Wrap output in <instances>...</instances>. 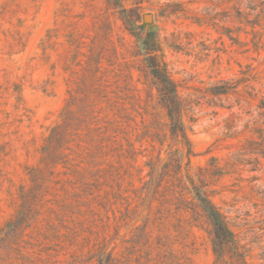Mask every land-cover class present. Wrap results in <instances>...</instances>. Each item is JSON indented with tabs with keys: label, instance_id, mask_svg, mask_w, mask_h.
I'll return each mask as SVG.
<instances>
[{
	"label": "rangeland",
	"instance_id": "1",
	"mask_svg": "<svg viewBox=\"0 0 264 264\" xmlns=\"http://www.w3.org/2000/svg\"><path fill=\"white\" fill-rule=\"evenodd\" d=\"M263 10L0 0V264H212L186 170L248 264H264ZM149 33L186 107L181 173L145 71Z\"/></svg>",
	"mask_w": 264,
	"mask_h": 264
},
{
	"label": "trees",
	"instance_id": "2",
	"mask_svg": "<svg viewBox=\"0 0 264 264\" xmlns=\"http://www.w3.org/2000/svg\"><path fill=\"white\" fill-rule=\"evenodd\" d=\"M116 1V0H115ZM264 11V10H263ZM264 18V16H263ZM139 41V40H138ZM141 49L145 54L146 72L151 76L152 86L156 89L157 101L166 117V128L169 138L179 147L175 153L168 156L169 163L179 173L188 166L193 154L190 140L187 136L183 115L186 107L178 92V86L169 74L166 64L158 58L156 43L152 34L146 38H140ZM227 90H216V93H226ZM184 158L186 161L184 162ZM151 168V166H150ZM149 171V175L153 172ZM186 176L190 183L185 182L181 187L186 188L195 200L197 207L211 226V241L214 260L212 264H248L246 259V249L240 243L235 232L231 229L227 216L213 202L211 191L205 188L204 183H196L188 174Z\"/></svg>",
	"mask_w": 264,
	"mask_h": 264
},
{
	"label": "water",
	"instance_id": "3",
	"mask_svg": "<svg viewBox=\"0 0 264 264\" xmlns=\"http://www.w3.org/2000/svg\"><path fill=\"white\" fill-rule=\"evenodd\" d=\"M150 18V15L149 14H146L145 15V19H149Z\"/></svg>",
	"mask_w": 264,
	"mask_h": 264
}]
</instances>
